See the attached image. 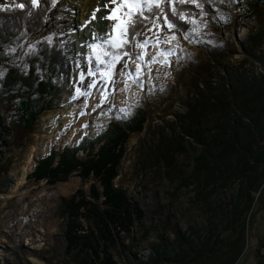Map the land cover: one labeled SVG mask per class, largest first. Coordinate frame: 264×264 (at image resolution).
<instances>
[{
	"label": "rangeland",
	"instance_id": "obj_1",
	"mask_svg": "<svg viewBox=\"0 0 264 264\" xmlns=\"http://www.w3.org/2000/svg\"><path fill=\"white\" fill-rule=\"evenodd\" d=\"M88 1L91 0H84L85 3ZM80 2L82 0H66L60 8L64 24L59 28V35L61 45L68 39L65 50L68 69L58 82V93L51 106L41 111L31 127L26 129L12 121L14 110L9 98L4 95L0 99V264H74L65 250V218L60 203L76 190H82L87 199H91L90 184L95 183L99 188L100 185L94 177L82 179L76 173L68 181L54 184L46 180L36 182L29 175L37 161L50 152H61L64 147L76 146L84 136L94 139L105 130L107 123L117 119L127 120L138 110L144 111L147 119L141 131L129 133L124 143L119 173L113 183L126 192L131 203L142 211V216L134 218L129 235L123 232L116 235L117 246L111 248L115 263L152 264L148 257L151 247L159 243L160 235L171 248L179 245L177 237L184 235L190 238L193 233L194 239H197L196 235L204 238L209 229L219 233L220 238H225L230 233L228 228L232 227L230 222L236 217L232 213L231 200H235L242 186L241 181L231 172H224L219 179L210 177L214 182H209L207 188L209 204L202 206L195 194V187L201 178H191L187 186L181 180L193 169L195 156L202 149L200 145L184 137L185 149L177 154L178 170L173 172L172 178L166 176L161 164L156 166L147 155L153 146H157L160 128L164 133H171L167 125L176 119L175 113L185 114L188 111L186 97L192 93V81L206 68L208 72L205 74L214 87L221 84L223 79L219 74L223 69L239 68L247 78L261 79V89L264 90V5L248 15L239 10L237 0H227L228 13L224 16L223 28L219 29L216 24L206 27L191 39H184L180 33H176L179 47L171 56L164 54L165 50L175 45V41L172 44L164 43V37L170 36L171 31L163 28L159 32L156 29L148 32L145 29L140 37L149 41L143 50L144 59L137 60L136 56L142 50L133 49L132 59L125 57L116 64L112 82L108 83L99 74L95 77L90 75V68H87V62L93 56L89 45L98 41L87 43V53H81L78 52L79 46L84 43H80L77 35L83 40L82 29H89L96 18L102 23L99 24L102 29L110 25L112 21L101 19L105 15L102 12L115 5L110 2V6L105 8L100 0H96L101 8L87 11L90 17L86 18L82 12L84 10H77L74 15L75 5ZM8 3L10 0H0L3 6ZM119 11L116 15H119ZM202 23L205 24V20ZM151 26L149 23L148 27ZM156 35H159L160 42L153 47L157 43ZM154 54L157 62H152ZM213 57L217 60L214 61ZM125 61L128 62L127 67L123 68ZM137 65L140 66L139 71ZM5 69L0 64V78ZM18 69H21V65ZM94 80L98 81L97 86L88 88L87 85ZM199 83L201 87L202 81L199 80ZM78 89L80 93L90 95H78ZM62 95L67 96L64 101H61ZM66 106L78 108L77 118L74 119L76 122L72 126L91 114V118L96 120L93 129L90 131L88 123H83L84 134L74 143L65 141V132L59 133L46 154L40 157L33 155L32 168L24 172L30 148L40 140L53 137L52 129L58 126L59 115L66 111ZM211 110L205 114L203 125L215 121L216 114H211ZM258 111L264 115V102ZM229 112L232 113L231 110ZM51 113L55 116L52 128H49L43 119ZM233 113L240 117L243 124L253 121L250 115L241 114L240 111ZM256 138L257 145L264 146L263 133ZM86 152L78 151L76 155L84 159ZM253 195L256 197L257 193L253 192ZM239 221L245 225L243 249L234 264H264V188L262 197L252 206V211L241 214ZM81 222L86 231L88 223L83 219Z\"/></svg>",
	"mask_w": 264,
	"mask_h": 264
},
{
	"label": "trees",
	"instance_id": "obj_2",
	"mask_svg": "<svg viewBox=\"0 0 264 264\" xmlns=\"http://www.w3.org/2000/svg\"><path fill=\"white\" fill-rule=\"evenodd\" d=\"M65 1L38 0V4L33 5L31 0H10L8 5L0 4V8L5 9L0 11V64L6 67L0 78V99L4 95L9 98L14 110L12 121L26 129L41 111L51 106L58 93V82L68 69L65 51L68 39L61 45L59 35V28L64 24L60 8ZM237 1L239 10L248 15L264 5V0ZM197 2L203 7H196L194 3L175 5L178 12L185 15V20L169 17L181 27L177 33L187 34L188 39L215 24L222 29L224 16L228 13L227 0ZM18 4L24 6L20 8L16 6ZM165 8L167 11L168 6ZM204 20L205 24L202 23ZM93 63L90 59L87 62L90 71L94 70ZM207 72L206 68L192 81V93L186 97L188 111L175 113L176 119L167 125L171 133H164L160 128L157 146L152 147L147 158L156 166L161 164L166 176L172 178L173 172L178 170L177 154L185 149L184 137L194 140L202 149L195 156L193 169L181 177L182 183L187 186L191 178H201L195 187L196 200L207 206V188L213 181L210 177L219 179L224 172H231L242 185L235 200H231L232 213L236 217L230 222L231 228H228V222L225 223L230 230L225 238L209 229L204 238L196 235L197 239H194L193 233L191 239L184 235L177 237L179 245L171 248L160 235L159 243L151 247L148 257L152 264H234L243 249L245 225L239 221L240 215L252 211V206L262 197L264 146L257 145L256 138L258 134L264 135V115L258 111L264 102L262 80L247 78L239 68H225L219 74L223 79L221 84L214 87L205 74ZM199 80L202 81L201 87ZM210 110L211 114H216V119L212 124L206 122L203 125L205 114ZM237 111L252 116V123L243 124L233 113ZM146 119L145 112L138 110L127 120L109 122L94 139L84 136L76 146L50 152L37 161L30 173L29 178L36 182H64L76 173L82 179L92 176L100 185L99 188L95 183L90 184L92 200L87 199L82 190H76L60 203L65 218V250L72 263L116 264L111 251L117 246L116 235L120 232L129 235L134 218H141L142 211L131 203L121 187L114 185L113 180L118 176L129 133L141 131ZM78 151H87L86 158H78ZM253 192L257 193L256 197ZM81 219L88 223L86 231Z\"/></svg>",
	"mask_w": 264,
	"mask_h": 264
},
{
	"label": "snow or ice",
	"instance_id": "obj_3",
	"mask_svg": "<svg viewBox=\"0 0 264 264\" xmlns=\"http://www.w3.org/2000/svg\"><path fill=\"white\" fill-rule=\"evenodd\" d=\"M111 4L115 5L109 9V14L104 15L101 19L110 20L112 23L105 26V31L102 34L95 35V39L98 41L96 44L89 45L93 50V56L90 58L93 63V71L89 74L92 76L104 77L106 82H112V75L114 74L115 65L128 57L132 59L133 49H141V53L136 56L137 60H143L145 53L143 50L148 45V39L141 40L140 37L144 35V30L152 32L156 29L157 32L162 31L163 28H167L171 31L170 36L164 37L165 44H172L175 41V45L172 49L165 50L164 54L171 56L174 54L175 48L179 47V39L177 38V32L181 31V27L169 17H176L183 21L186 19L182 12H178L175 7L176 4L194 3L196 7L202 8L203 5L198 3L197 0H110ZM33 5L38 4V0H31ZM165 5L168 6L166 11ZM22 8L23 4L16 5ZM109 6L106 4L105 8ZM119 15H116L117 10ZM5 10L0 8V11ZM99 11V9H97ZM93 19H95V13H93ZM148 23L152 26L148 27ZM192 31H195L193 29ZM186 33L187 30L185 29ZM184 39H188V35H183ZM50 39V38H49ZM156 45L160 42L159 35H156ZM12 51H15L13 49ZM159 54V53H158ZM134 62V61H133ZM152 62H157L156 54L152 56ZM127 61L124 62L123 68L127 67ZM123 68L121 73L123 74ZM140 66L137 65L139 71ZM2 75V73H0ZM83 78V77H82ZM98 81L90 82L87 87L94 88L97 86ZM78 95H90V93H80L77 90ZM103 95V93H102ZM106 99V97H105ZM121 111H124L121 109Z\"/></svg>",
	"mask_w": 264,
	"mask_h": 264
},
{
	"label": "bare ground",
	"instance_id": "obj_4",
	"mask_svg": "<svg viewBox=\"0 0 264 264\" xmlns=\"http://www.w3.org/2000/svg\"><path fill=\"white\" fill-rule=\"evenodd\" d=\"M75 1H78V0H75ZM100 1H101L102 5H104V7L106 4L108 6H110V4H109L110 0H104V2L102 0H100ZM93 2H95V3L93 4ZM82 4H84V6ZM80 5H81V7H80ZM97 7L101 8V7H99V4L96 3V0H91V1H88L86 3L84 2V0H82V2H80V4L77 3L75 5L74 15H75L77 10H79V11L84 10V11H82V12H84V14H86V15H84V17L89 18L90 15L87 14L86 12L91 10V9H95ZM105 11L106 12L103 11L102 13H105V15H108L109 10H105ZM79 14H80V12H79ZM81 15H82V13H81ZM99 24L101 25L102 23L99 22V18H96L95 23H93L89 29H84V30L82 29L81 36H82L83 40H81V38H79V35H77V38H78V40H80V43L81 42L84 43V45L79 46L80 49L78 52L86 54L87 53L86 44L87 43H93V42L97 41L95 39V35L102 34L103 31H105V27H104V29H102ZM66 98H67V96L62 95L61 101H64ZM77 109H71L70 107L66 106V111L63 112L62 115L61 114L59 115L60 117L58 118V124H57L58 126L53 127V129H52L53 137H50V139H48V140H40V141H38L37 144L32 145V147L30 148L29 156H28V162L23 169L24 172H27L32 168V166L34 164V161H33L34 156L33 155L37 154V156L40 157V156L46 154L48 152L51 144L53 142H55L56 139L59 137V133L65 132V134H66L65 141L70 142V143H74V142H76V140L81 135L84 134L83 123H85V122L88 123V128L90 129V131L93 129V124L95 123L96 120H93L91 118V114L89 116H87L86 118L82 119L84 121H79L78 125L72 126V124L74 122H76V120H74V119H76L77 115H78ZM89 112H91V106L89 108ZM61 113H62V111H61ZM54 116H55L54 113L47 115V117L43 119V123L45 125L49 126V128H52V120L54 119Z\"/></svg>",
	"mask_w": 264,
	"mask_h": 264
}]
</instances>
